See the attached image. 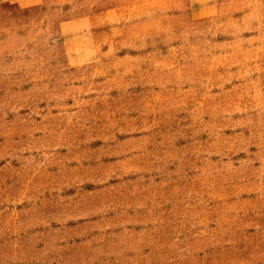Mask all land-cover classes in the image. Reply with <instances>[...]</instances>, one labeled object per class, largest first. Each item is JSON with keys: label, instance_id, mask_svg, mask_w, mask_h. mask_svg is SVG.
I'll return each instance as SVG.
<instances>
[{"label": "rangeland", "instance_id": "1", "mask_svg": "<svg viewBox=\"0 0 264 264\" xmlns=\"http://www.w3.org/2000/svg\"><path fill=\"white\" fill-rule=\"evenodd\" d=\"M0 264H264V0H0Z\"/></svg>", "mask_w": 264, "mask_h": 264}]
</instances>
